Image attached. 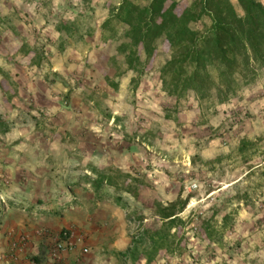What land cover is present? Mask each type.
Masks as SVG:
<instances>
[{"label": "rangeland", "instance_id": "374dc122", "mask_svg": "<svg viewBox=\"0 0 264 264\" xmlns=\"http://www.w3.org/2000/svg\"><path fill=\"white\" fill-rule=\"evenodd\" d=\"M121 1L60 0L58 9L50 0H0V45L6 51L20 50L23 43H28L43 50L45 54L54 49L63 55L72 49L81 52L84 58L81 74L46 72L47 78L42 75V80L50 87L62 92V114L66 123L71 125V130L52 127L49 116L41 112L40 108L36 109L29 104L11 106L9 103L13 99L8 102L1 87L3 76L0 74V90L5 96V104H9L0 105V115L9 124V132L22 126L17 122L33 124L31 133L37 138L26 141L28 146L17 153V148L22 144L8 139V134L0 135V222L12 212L22 215L28 214L26 212H45L44 198L51 199L53 203L55 198L52 195L57 193V199L61 198L63 202L70 199L69 207L80 206V201H91V197L94 202L112 199L127 212V219L134 226L133 237L141 230L138 221L141 215L147 219L143 225L158 228L160 225L153 211L143 208L130 194L109 186L96 190L93 185H85L98 178L95 170L105 173L120 170L144 179L154 189L148 195H153L162 203H169L180 196L183 199L192 196L182 215L190 221L187 250L182 255L158 257L162 261L157 264H264V69L256 84L244 88L227 104L208 109L206 106L200 107L194 97L178 103L176 98L169 97L162 90L159 68L169 58L164 47L157 53L150 66L151 71L146 73L138 88L134 89L131 86L134 74L125 72L124 58L118 54L120 42L103 45L101 34L99 41L96 37L97 32L101 33V24L108 17L110 7ZM177 1L181 7L193 2ZM259 1L264 4V0ZM11 2L17 8L28 5L38 17H44V25L42 19L37 24L34 15L30 16L24 11L19 10L23 14L21 16L10 15L8 7ZM233 2L236 3V0ZM8 23H25L24 28L28 34L22 37L18 28ZM72 24L75 28H72L71 37L65 31H58ZM194 27L201 28L199 25ZM90 29L96 31L95 35H85L80 39ZM89 38L91 44L86 43ZM30 58L18 52L11 57L14 61L11 63L26 65L33 70L46 63L28 66ZM121 73L130 81L127 85V104L130 110L129 115L115 127L117 120H111V123L108 121V105L117 101L111 98L110 93L118 90L120 78L123 77L118 76ZM107 77L111 85H108ZM34 82L37 83L36 78ZM146 82L152 87L153 95L150 99L156 108L152 115H146L148 119L136 115L137 94ZM114 84L117 85L116 89L112 87ZM113 134L121 137L120 142H112ZM55 143H59L62 156L52 157L47 153L53 150L49 146ZM242 144L246 148L243 153L239 152ZM119 150L122 152L118 153ZM31 151H38L40 157L34 158ZM88 152L96 155V165L87 159ZM113 152L117 153L111 155ZM13 153L22 158L27 156L30 163H41L38 166L56 168L54 175L63 183V190H40L32 184L33 179H38L33 168L34 173L29 171L28 175H22L18 180L17 185L21 188L14 189L7 170ZM109 158H113L123 168L119 169L112 164L97 165L105 160L112 161ZM39 199L43 201L32 206L31 202ZM226 214L234 216L236 226L226 232L222 244L212 243L202 230L203 222L212 216L221 222ZM94 234L93 231L86 238L88 245L83 250L90 248ZM39 235L48 237L49 232L40 229ZM64 237H69L68 231L49 236L51 240L39 254L38 264H47V257L57 240ZM15 238V249L19 253L26 250L28 240L24 236L17 240ZM9 253V250L5 253L6 260H9Z\"/></svg>", "mask_w": 264, "mask_h": 264}, {"label": "trees", "instance_id": "16d2710c", "mask_svg": "<svg viewBox=\"0 0 264 264\" xmlns=\"http://www.w3.org/2000/svg\"><path fill=\"white\" fill-rule=\"evenodd\" d=\"M72 28L73 24L65 25L58 31L71 37ZM100 29L103 45L120 42L118 54L124 58L125 72L134 74V89L165 47L169 58L159 68L162 90L178 103L194 97L200 107L208 109L227 104L244 88L256 84L264 69V4L259 0H194L186 7H181L177 0H122L110 7ZM95 33L90 29L80 39ZM18 52L31 57L28 66H40L47 61L43 50L28 43L14 50L13 56ZM8 59L14 62L10 53ZM0 74L1 87L10 102L17 96L18 85L1 68ZM106 80L111 85L110 78ZM112 87L116 89L117 85ZM9 131V124L0 115V135ZM245 149L242 144L239 152ZM95 172L98 178L85 185H93L96 190L109 186L130 194L143 208L153 211L160 225H143L145 219L141 215V230L124 255L130 254L133 259L141 251L146 264H152L158 257L182 255L187 250L190 221L182 215L191 195L165 204L148 195L154 189L144 179L120 170ZM235 226L234 216L226 214L221 222L215 216L205 220L202 230L209 241L222 244L226 232Z\"/></svg>", "mask_w": 264, "mask_h": 264}, {"label": "crops", "instance_id": "0c3cea01", "mask_svg": "<svg viewBox=\"0 0 264 264\" xmlns=\"http://www.w3.org/2000/svg\"><path fill=\"white\" fill-rule=\"evenodd\" d=\"M50 1H52V3H54L59 9L60 0ZM10 4L11 6L8 7L10 15L19 14L21 16L23 14H21L20 11H24L25 14L28 13L30 16L34 15L37 19V24L42 19V24L44 25V17H38L31 8H28V5L17 8L14 6L15 4L13 2ZM8 24L16 26L22 37H26L28 34L27 29L24 28L26 26L25 23ZM100 34V32H97V41L100 40ZM27 41L30 42V39H27ZM94 41L96 42V40ZM89 42H91V38L86 39V43ZM4 43L5 45L7 44L6 40ZM0 47V68L8 73L18 85L17 96L14 97L9 104L18 107L29 104L36 109L40 108L41 112H46L49 116L48 120L52 127L61 130H71V125L66 123L67 120L64 119L62 114V92L56 88L50 87L44 80H42V75H45V78H47V75L53 72L57 74L75 72H79V74L83 73L84 58L82 53L70 49L62 55L52 49L46 54V63L40 68L36 67L37 69L33 70L26 65L12 64L9 62L8 54L10 53L12 57V50L7 48L8 51H6L2 45H0ZM46 72H48V74H46ZM34 78L37 79V83L34 82ZM1 79L2 77L0 76V81ZM129 82L130 81L127 80L124 75L122 79L120 78V84L117 88L118 90L110 93L111 98L117 101L116 103L113 102L108 105V112L110 113L108 121L111 123V120H117V125H115V127L120 124L124 117L129 115L128 113L130 109L127 104V85ZM151 88L152 87L146 82L137 94L138 104L136 115L140 118H146L147 116L152 115L153 109H156L154 108V103L150 99L153 95ZM5 101V96L0 90V105L5 104ZM9 104L5 105L8 106ZM16 124L22 126H19L16 130L13 128L11 132L7 133V138L10 140L12 139L15 143L22 144V146L16 150L18 153V151H23V149L28 146L25 144L26 141H32L37 138L31 133V128L34 129L33 124L19 122ZM94 127L95 126L93 125L92 128L95 129ZM73 129L74 125L72 126V131ZM112 137V142L114 143H118L121 140V137H119L118 134H113ZM50 147H53V150H50L47 153L52 157L62 156V153L60 152L61 149H59L61 148L59 143H55L53 146H49V148ZM121 152V150L118 151V153ZM116 153L117 152H113L111 155ZM30 154L36 159L40 157L38 151H33V153L31 151ZM86 157L96 165L94 162L96 159L95 154H90L88 152ZM10 159L11 162L7 167V170L8 177L12 180L11 186L14 189L21 188L20 185H17L18 180H20L22 175H28L29 171L34 173L32 171L33 168L36 171L38 179H33L32 184L37 185L40 190L50 192L63 190V183L58 181L54 175V172L56 173L57 171L56 168L46 165L38 166L41 165V163H30L27 156L22 158L14 153ZM109 159L112 160L113 158ZM121 163H123V161ZM111 164L116 165L115 167L119 169L123 168L120 163H115L113 160L110 162L105 160L100 162V164L97 163V165L102 166ZM89 186L90 184H87V187ZM56 194L57 193H54V195L51 194L55 198L53 203L51 199L47 200L44 198L46 206L45 212L38 214L26 212L28 214L24 213V215L19 212H12L2 219L0 222V264H38V261L40 260L39 254L46 249V246L51 240L49 236H56L57 234L66 231L69 232V237L66 239V242L70 245V248L64 255V264H146L147 261L141 254V251L133 259L130 257V254L124 255L130 248H132L134 238L132 236V231L134 230V226L130 223L129 219H127V212L124 211L115 201H112V199H106L94 202L92 201L94 198L91 197V201L87 199L86 202L80 201V206L76 205L74 207H69L71 205L68 204L70 203V199L67 200L68 202H63V199H57ZM40 201L43 200L39 199L36 202H31V204L32 206H35L40 203ZM172 201H174V199L170 202ZM63 203L66 204L63 205ZM63 207H66V209H63ZM144 221H147V219ZM40 229H46L47 232H49L48 237H41L39 235ZM246 230L247 229L242 231ZM93 231L95 234L92 239V245L85 252L83 251V247L87 244L86 242H88L86 238H88L89 234ZM21 236H24L28 240V244L26 245V250L24 249L19 253V250L15 249L13 239L16 237L15 239L17 240ZM59 239L65 240L63 238ZM12 244V248H9ZM7 250L10 251L9 255L11 254L9 260L4 258ZM161 261V258H157L152 264H157Z\"/></svg>", "mask_w": 264, "mask_h": 264}, {"label": "built area", "instance_id": "2783aa9c", "mask_svg": "<svg viewBox=\"0 0 264 264\" xmlns=\"http://www.w3.org/2000/svg\"><path fill=\"white\" fill-rule=\"evenodd\" d=\"M194 188H196V186H194ZM66 241L67 240H57L47 257V264H64V255L70 248V245H68ZM83 251L86 252L87 248H84Z\"/></svg>", "mask_w": 264, "mask_h": 264}]
</instances>
